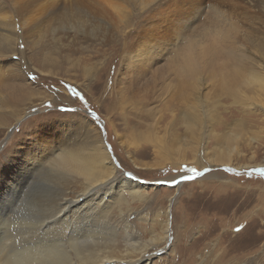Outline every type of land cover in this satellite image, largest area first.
<instances>
[{
  "label": "rangeland",
  "instance_id": "obj_1",
  "mask_svg": "<svg viewBox=\"0 0 264 264\" xmlns=\"http://www.w3.org/2000/svg\"><path fill=\"white\" fill-rule=\"evenodd\" d=\"M78 1L82 4L69 7L68 0H0V86L18 73L26 79L17 81L38 92L17 110L0 109V169L14 153L21 158L29 151L41 159V140L63 143L70 125L83 119L110 154L115 184L129 178L141 185V197L132 198L124 188L119 200L131 204L127 220L139 226L142 239L150 237L149 219L158 235L163 222H170L166 240L147 248L149 264H264V175L256 171L264 169V109L242 108L221 91L229 75L226 59H216V65L206 61L209 50L238 46L243 37V48L257 58L259 49L253 51L264 46V12L254 8L252 15L238 0ZM72 6L81 14V31L74 29L78 37L62 40L70 33L64 28L52 39L56 31L47 33V26L73 11ZM90 28L98 37L88 34ZM181 63L194 70L174 72ZM248 97L256 103L257 92ZM187 104L202 121L191 144L180 117ZM239 120L242 130L229 132ZM228 132L235 140L217 150L237 149L232 162H210L213 135ZM178 142L185 159L176 163L169 150ZM44 164L23 176L19 201L6 211L9 234L26 226L20 220L27 217L32 200L52 195L55 184L44 180ZM70 185L76 190L66 197L72 200L83 186ZM119 200H108L117 220ZM106 236L98 238L96 251L109 241Z\"/></svg>",
  "mask_w": 264,
  "mask_h": 264
},
{
  "label": "bare ground",
  "instance_id": "obj_2",
  "mask_svg": "<svg viewBox=\"0 0 264 264\" xmlns=\"http://www.w3.org/2000/svg\"><path fill=\"white\" fill-rule=\"evenodd\" d=\"M68 1H72V3L68 4L69 7H71L70 5L82 4V2H77V0ZM238 1H240V4L243 3L241 6L245 7L248 13L252 14L251 11L254 8L264 12V0ZM84 2L83 4H85ZM73 7L76 6H72L73 11L69 8L70 13L68 15L64 14L59 18L58 22H51L47 26V33L52 30L56 31L53 36H50L51 38L53 37L52 39H56L57 35L64 28H68L69 30L66 29V31L70 33H66V36H63L62 40L65 41L69 37H78L74 34V29L81 31L77 27L78 20L80 19L79 15L81 16V14L78 8L73 9ZM241 9L244 10V8ZM211 11L218 15L221 14V11L214 7L211 8ZM248 17L251 16L249 15ZM86 33L87 31L84 32V35ZM88 34L92 37H98V33L94 28H90ZM248 36L250 37V35ZM252 39L254 38L252 37ZM242 41H247V38L243 37L240 39L238 46L229 47L227 45L223 48L209 50L206 60L207 65L216 59L217 61L218 59H222V62L223 59H226V62H224L225 67L229 70V75L228 80H224L221 83L223 84L221 91L225 95L231 96L234 102L240 104L242 108L254 109L260 106L264 109V46L258 45L259 48H256V51L253 52H257V49H259V54H257V58H254L245 47L243 48ZM255 43L260 42L256 41ZM191 66V64L186 65L181 63L174 69V72L187 73L193 71L194 67ZM17 79H23V76L16 73L10 76L4 88L0 86V109L7 107L19 108L25 101L31 100L32 97L38 95V92H33L30 89L29 83H24L23 85ZM253 91H256L258 95L257 100H255L256 103H253L248 97V93ZM204 104V108H206L204 109L205 112L208 103ZM192 107L191 104H187L180 111L182 125L185 127L184 136L190 144L194 141L196 129H199L197 125L202 122L195 110L194 112L191 111ZM88 125V122L83 119L73 122L66 130V138L64 137L63 143L53 144L41 140L38 144L40 151L44 152H40L39 156L41 159L35 157L34 153L29 151H25L21 158L16 153L12 157L6 156L5 163L0 169V264H149L150 260L148 258L152 257V255L146 254L147 248L165 239V234L167 236V227L170 224L168 221L163 222L162 234L158 235L153 231V228H155L153 227L154 221L151 222L149 219L152 229L150 237L147 240L142 239V231L139 230V226L137 227L135 224L128 222V211L131 210V204H120L122 202L119 199H123L122 193L125 191L124 188H128L127 192L132 198L133 195L141 197L143 195L140 191L141 185L129 178L120 179L118 180L119 183L115 184L116 181L113 177L117 171L111 161L110 154L107 152L105 146H103L101 139L97 135V131L93 132L94 129H89ZM242 126V121L234 122L233 128H230L229 132L237 130L239 133L240 129L242 130ZM63 132H61L62 135ZM229 132L222 135H213L216 145L212 149L210 162L218 161V163L223 162L224 164L232 162V156L236 153L237 149L235 150L234 147H231V149L223 152L217 150L223 143H232L235 140L234 136ZM79 134L82 136L80 141L76 139V136ZM170 137H172L171 141L174 142L173 135ZM178 144L179 142L176 143L175 150H172V148L169 150L171 156L173 154L176 157L178 161L176 163L185 159L183 157L185 148L181 145L182 143ZM192 152L194 151L192 150ZM42 163H45L46 168L43 178L48 182L50 181L51 184H55L54 191L49 198L36 199L35 197L36 200L30 202L29 209L26 207L28 213L25 216L27 217L22 218V220L19 219L20 224L26 226H22L21 231L16 229L15 232L13 231V234H9L7 223L9 216L6 215V211H13L12 209H14L19 201L16 197L20 196V190L23 188V176L35 172L37 168H40ZM23 167L25 169L20 171ZM70 183L74 185L82 184L83 186L82 193L74 194L72 200L66 197V195L74 193L76 190L75 187H71ZM42 192H44V189ZM114 197L119 200L116 202L118 203L116 211L120 214L118 220L113 215L111 216L114 205L111 206L112 202L108 201ZM169 212L170 209H167L164 213V215H167V218L169 217ZM15 217L16 214L10 217V220L12 218L14 222L16 220ZM139 219L147 221L145 215H139ZM158 222H160L159 219ZM101 235H108L106 237L109 241L106 242L104 239L103 248L100 247L101 249L99 250L98 248L96 251L94 246H98V238ZM100 240L102 239L100 238ZM5 249H8V251L2 253Z\"/></svg>",
  "mask_w": 264,
  "mask_h": 264
},
{
  "label": "snow or ice",
  "instance_id": "obj_3",
  "mask_svg": "<svg viewBox=\"0 0 264 264\" xmlns=\"http://www.w3.org/2000/svg\"><path fill=\"white\" fill-rule=\"evenodd\" d=\"M20 47H23V44H21ZM72 91H73V93H74L75 95H79V93H77V92L75 91V89H72ZM81 98H82V97H81ZM93 115H94V114H93ZM190 170L193 171V172H196V169H195V168L190 169ZM256 171H258L261 175H264V169H257ZM196 174L199 175L198 172H196ZM182 178H183V179H190V177H182ZM172 182L175 183L176 181L173 180Z\"/></svg>",
  "mask_w": 264,
  "mask_h": 264
},
{
  "label": "water",
  "instance_id": "obj_4",
  "mask_svg": "<svg viewBox=\"0 0 264 264\" xmlns=\"http://www.w3.org/2000/svg\"><path fill=\"white\" fill-rule=\"evenodd\" d=\"M224 168H232V167H228V166H223ZM234 169V168H233ZM235 170H238L237 168H235Z\"/></svg>",
  "mask_w": 264,
  "mask_h": 264
}]
</instances>
